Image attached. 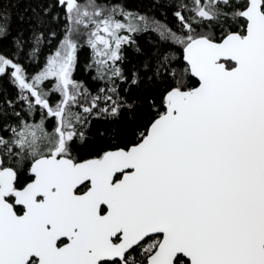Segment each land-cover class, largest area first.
Here are the masks:
<instances>
[{"label": "snow or ice", "instance_id": "1", "mask_svg": "<svg viewBox=\"0 0 264 264\" xmlns=\"http://www.w3.org/2000/svg\"><path fill=\"white\" fill-rule=\"evenodd\" d=\"M35 3L13 39L0 0V264H264V0H181L175 27L119 0ZM82 44L95 88L74 78ZM133 89L160 94L135 138L98 129L109 145L75 155L93 121L135 120Z\"/></svg>", "mask_w": 264, "mask_h": 264}, {"label": "trees", "instance_id": "2", "mask_svg": "<svg viewBox=\"0 0 264 264\" xmlns=\"http://www.w3.org/2000/svg\"><path fill=\"white\" fill-rule=\"evenodd\" d=\"M119 2L126 11L148 15L173 27L178 26L177 21L174 18V11L176 9L171 5H179L181 0H119ZM35 7V0H4V8L7 10L6 15L8 16L10 34L13 39L20 33H22L24 37L29 36L33 17L32 9ZM134 39L136 41V46L144 52L151 51L153 47L158 46L157 37L151 32L134 34ZM11 44L12 40H5L3 42V49L5 51L10 50ZM56 46L57 39H51L50 43L42 45V50L36 60L24 59L23 63L27 72L30 75H35L43 66L47 55H49L51 51H54ZM125 51L129 66L132 64L138 65L142 57L137 54L135 49L133 47H128ZM175 55L179 58L181 56L180 51H176ZM91 56V49L82 44L79 51L78 67L74 73V78L90 88H95L98 86L99 82L92 79V76L95 74L94 70H89L88 68V65L91 62ZM177 67H180V65H177ZM0 86L7 89L10 95L14 94L16 91L14 86L7 81H3ZM159 95L158 89L147 92L142 91L141 89H133L131 97L139 99L142 102L137 108L135 120H128L126 117L122 116L118 121L112 123L93 121L91 132L92 138L87 144L80 146L79 151L74 154L82 158H90L92 153L109 145L111 138H101L97 136L96 132L98 129L115 128L116 140L121 145L132 141L135 138L136 131L141 129L143 125L147 124L154 115L153 111L149 108V98L151 97L156 103H159ZM32 121H39L38 114H34L33 117L30 118V122ZM21 179L23 180L24 178L21 177Z\"/></svg>", "mask_w": 264, "mask_h": 264}, {"label": "flooded vegetation", "instance_id": "3", "mask_svg": "<svg viewBox=\"0 0 264 264\" xmlns=\"http://www.w3.org/2000/svg\"><path fill=\"white\" fill-rule=\"evenodd\" d=\"M17 210L19 211V207L17 206Z\"/></svg>", "mask_w": 264, "mask_h": 264}]
</instances>
